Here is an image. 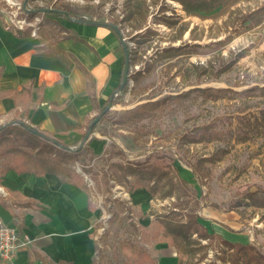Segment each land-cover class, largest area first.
I'll return each mask as SVG.
<instances>
[{"label":"rangeland","instance_id":"rangeland-1","mask_svg":"<svg viewBox=\"0 0 264 264\" xmlns=\"http://www.w3.org/2000/svg\"><path fill=\"white\" fill-rule=\"evenodd\" d=\"M161 1L166 9L160 11ZM126 0H1L2 13L12 27L20 30H40L45 36L52 34L55 40L63 36L56 16L50 13L64 4H71L81 10V18L115 24L126 37L130 51H137L140 58L130 64L132 75L125 91L113 93L114 104H102L101 110L107 114L98 123L86 141L80 136L87 125L77 130V136L63 140L71 148L81 144H92L95 156L84 154L78 160L67 159L63 168H71L73 174H79L90 189L96 204V236L99 240L102 258L96 254V264H120L114 255L117 240L131 237L145 247L159 264H174L176 255L173 248L156 242L153 238L145 239L139 234H131L120 227L118 220L110 222L112 213L109 206L129 210L134 220L141 225V232H152V223L156 214L167 212L173 198H160V194L151 196L144 189L134 193L128 186L111 180L112 192L106 198L107 191L102 182V169H107L111 162L127 160L143 163L152 153L157 154L149 162L170 164L175 177L188 181V189L201 201L198 209L200 219L210 229H222L233 241L250 242L264 253V207L249 204L248 191L264 189V137L255 136L244 142L235 139L213 140L210 142L180 143L183 134H192L198 126L216 122L217 130H235L243 117L254 120L264 109V95L260 90H251L253 86L264 87V24L254 26L249 20L242 22L251 5L247 0L234 5L229 2L226 13L220 17L212 13L204 19L203 15L180 18V23L189 22V28L181 39L175 40L178 27H170L156 16L176 18L177 9L168 0H160L156 5L147 0L149 14L142 28H133V20H124L127 14ZM233 5V6H231ZM159 18V17H158ZM50 21L59 26L54 27ZM151 29L154 32L147 30ZM148 38L146 43L139 41ZM224 39V44L216 41ZM199 44L186 47L183 53L162 57L160 52L167 46L181 44ZM243 52L234 65L224 73L217 75V70L224 62ZM147 66H151L148 70ZM224 88L217 99L206 98L198 88ZM192 90L186 97L169 98ZM168 98L167 102L153 111L151 117L134 124L121 125L116 120L121 115L149 101ZM110 100V101H111ZM94 114V115H95ZM58 137V136H53ZM112 143L124 153L114 152ZM17 148L24 145L16 142ZM221 149L228 152L215 162L203 161L201 178L194 169L198 161L217 153ZM113 151L109 162L106 156ZM79 158V157H78ZM87 169L89 171H85ZM208 170V173H207ZM97 173V174H96ZM72 174V175H73ZM96 174V175H95ZM95 176V177H94ZM131 179V176L129 177ZM133 180V179H132ZM117 198V199H116ZM116 199V200H114ZM127 200L120 204L119 200ZM133 205V206H132ZM118 216L123 213L119 211ZM178 219V218H177ZM186 217H182L185 220ZM127 222V221H125ZM230 226L233 230L228 229ZM108 232L107 236H103ZM197 235L195 234L194 237ZM209 242L203 239L202 243ZM226 247L216 241L209 247L208 255L198 264H229L222 262V251ZM198 256V255H197Z\"/></svg>","mask_w":264,"mask_h":264},{"label":"crops","instance_id":"crops-1","mask_svg":"<svg viewBox=\"0 0 264 264\" xmlns=\"http://www.w3.org/2000/svg\"><path fill=\"white\" fill-rule=\"evenodd\" d=\"M168 1L181 6L180 18L181 13L199 16L187 14L180 2ZM240 1L244 0H230L234 5ZM247 3L251 8L246 14L264 6V0ZM225 7L200 15L206 19L215 12L220 17ZM58 20L64 30L57 40L51 33L42 35V28L22 36L4 17L0 0V127L26 124L64 142L77 136L116 90L125 70V50L116 29L107 23ZM249 20L254 26L264 24V19L258 24ZM0 221L30 240L11 264H94L96 204L80 183L56 173L8 169L0 179ZM207 228L230 242L253 244L233 241L222 229ZM158 243L173 248L177 260L173 246Z\"/></svg>","mask_w":264,"mask_h":264},{"label":"trees","instance_id":"trees-1","mask_svg":"<svg viewBox=\"0 0 264 264\" xmlns=\"http://www.w3.org/2000/svg\"><path fill=\"white\" fill-rule=\"evenodd\" d=\"M180 2L187 14L189 15H200L201 12L207 14L211 13L217 8L221 9L230 2V0H174ZM237 2L239 0H233ZM153 4H158L160 0H152ZM159 10L162 12L166 9L165 1H161ZM126 20H133V28H142L147 21L149 14V5L147 0H126ZM51 14L66 18L82 19L81 10L73 7L71 4H64L56 9L50 11ZM204 16V15H203ZM159 17V18H158ZM156 21L161 20L170 27H178V34L174 37L175 40L181 39L185 32L189 28V22H182L180 25V17L169 18L167 16H156ZM252 19L256 24L260 23L264 19V6L258 10L250 12L242 16V21ZM84 20V19H82ZM89 22H96L93 20H86ZM54 27L59 25L50 21ZM109 26L115 28V24H109ZM43 23L40 24V29ZM63 27L59 26V31H63ZM154 32L148 29L147 32ZM16 32L22 36H28L31 34V30H16ZM148 38H144L139 41L140 44L146 43ZM226 40L217 41L218 44H224ZM199 44H181L178 46H167L162 48L160 55L162 57H171L183 53L186 47H194ZM243 56V52L236 54L235 58L224 62L222 66L217 70V75L224 73L229 70L234 63H236ZM140 58L137 55V51H130V64H134ZM151 66H147L149 70ZM129 73V80L131 78ZM124 73L122 75L119 85L113 93L118 91H125L128 87L129 82L121 87L123 83ZM251 90H260L264 95V87L253 86ZM206 98L217 99L221 96L222 92H226L224 88H213L205 87L198 88ZM192 90H188L178 95L169 96V98H181L186 97L191 93ZM112 93V94H113ZM111 94V96H112ZM111 96L105 102L108 105L114 104V99L111 100ZM111 100V101H110ZM168 98L162 100L149 101L133 109L125 111L120 118L116 120V123L121 125L134 124L138 121L151 117L153 111L166 103ZM108 111V110H107ZM101 112L92 117L88 124L87 129L82 135V141H85V136L88 131H95L99 122H101L107 114ZM101 115L100 119L90 126L93 120ZM216 122L204 124L193 129L192 134H183L180 143H196V142H210L213 140H226L235 139L236 141L244 142L255 136L264 137V109L260 110V116L254 120L243 117L240 119L239 125L235 130H217ZM21 141L24 145L22 148L16 147V142ZM116 153L123 154L124 151L119 148L116 144L112 143ZM227 149H221L217 153L210 157H205L198 161L197 167L194 169L195 173L203 178L206 174L202 170L203 161L215 162L220 160ZM84 154H90L95 156L94 150L91 146L81 144L77 148H71L66 143L54 140L45 136L44 134L35 131L26 124L9 125L6 127H0V179L1 176L11 168L30 171L34 173H56L60 175L64 180H72L73 182L80 183L86 187L87 182L82 177L75 173L73 174L71 168H63L62 165L67 159L77 158L78 160ZM157 152L147 156L145 161L148 163H138L127 160L126 162H111L108 164L107 169H102L103 186L108 192L106 198L112 192L111 180L116 179L120 184L128 186V191L133 192L138 188H144L151 196H155L159 193L160 198H173L171 202V208L164 213L156 214L155 220L152 223V232L143 234L141 228L132 216L130 210L116 209L109 206V211L112 213L110 222L115 223L117 220L120 227L124 226L126 231H129L132 235L139 234L142 238L149 239L153 238L156 242L167 243L168 246H173L177 253L176 264H198L199 261L203 260L208 255V248L213 246V243L219 241L220 244L224 245L226 249L222 251V262L225 263L227 260L229 264H264V253L253 244L233 243L230 242L220 235L209 232L208 228L200 222V215L198 209L201 208V201L195 195H192L188 189V181L182 177H175L172 172L170 164L161 165L159 162L150 163L149 160L154 157ZM113 155V151L108 153L106 156V162L108 163ZM79 157V158H78ZM86 172L89 171L84 169ZM208 173V170H207ZM73 174V175H72ZM97 174V173H96ZM95 174V175H96ZM131 176V179L129 178ZM95 177V176H94ZM133 179V180H132ZM246 197L249 199L248 203L260 207H264V189L255 191H248ZM117 199V198H116ZM114 199V200H116ZM120 204H127L128 201L124 199L119 200ZM133 206V205H132ZM122 212L123 215L118 216ZM186 217L182 220V217ZM178 218V219H177ZM127 221V222H125ZM21 234V233H20ZM197 235L194 237V235ZM108 232H104L103 236H107ZM203 239H208L209 242L202 243ZM96 250L97 253L101 254L99 240L96 239ZM113 255L120 260V264H159L156 259L150 255L144 246L138 244L131 237H126L122 240H117L114 245ZM198 255V256H197ZM102 258L106 257V254H101ZM97 260L95 259L94 264ZM50 264V263H46Z\"/></svg>","mask_w":264,"mask_h":264},{"label":"built area","instance_id":"built-area-1","mask_svg":"<svg viewBox=\"0 0 264 264\" xmlns=\"http://www.w3.org/2000/svg\"><path fill=\"white\" fill-rule=\"evenodd\" d=\"M37 31L36 28L33 33L35 34ZM123 38L128 44L124 35ZM29 243L30 240L20 234L16 227L0 221V264H11L18 250Z\"/></svg>","mask_w":264,"mask_h":264},{"label":"water","instance_id":"water-1","mask_svg":"<svg viewBox=\"0 0 264 264\" xmlns=\"http://www.w3.org/2000/svg\"><path fill=\"white\" fill-rule=\"evenodd\" d=\"M115 29L118 33L119 38L122 41L124 50H125V70H124V77H123V83L121 85V87H124L128 82H129V72H130V50L128 47L127 42L124 40L123 38V34L121 33V31L119 30V28L117 26H115ZM101 115H98L92 122L90 129L92 127L93 124H95L99 119H100ZM91 130L88 131V133L85 136V140H87L91 134Z\"/></svg>","mask_w":264,"mask_h":264},{"label":"bare ground","instance_id":"bare-ground-1","mask_svg":"<svg viewBox=\"0 0 264 264\" xmlns=\"http://www.w3.org/2000/svg\"><path fill=\"white\" fill-rule=\"evenodd\" d=\"M181 8V6H179Z\"/></svg>","mask_w":264,"mask_h":264}]
</instances>
